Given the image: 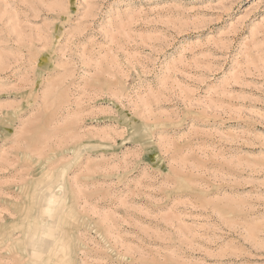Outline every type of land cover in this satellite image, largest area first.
Here are the masks:
<instances>
[{
  "label": "rangeland",
  "instance_id": "1",
  "mask_svg": "<svg viewBox=\"0 0 264 264\" xmlns=\"http://www.w3.org/2000/svg\"><path fill=\"white\" fill-rule=\"evenodd\" d=\"M0 264H264V0H0Z\"/></svg>",
  "mask_w": 264,
  "mask_h": 264
},
{
  "label": "bare ground",
  "instance_id": "2",
  "mask_svg": "<svg viewBox=\"0 0 264 264\" xmlns=\"http://www.w3.org/2000/svg\"><path fill=\"white\" fill-rule=\"evenodd\" d=\"M57 197H58V195H56V194H53V196L51 197V203H52V201L54 202V201H56L57 200Z\"/></svg>",
  "mask_w": 264,
  "mask_h": 264
}]
</instances>
